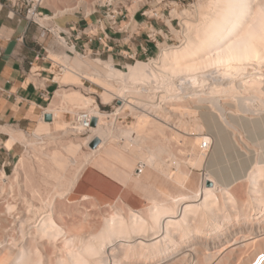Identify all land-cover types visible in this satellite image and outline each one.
I'll list each match as a JSON object with an SVG mask.
<instances>
[{"label":"bare ground","instance_id":"obj_1","mask_svg":"<svg viewBox=\"0 0 264 264\" xmlns=\"http://www.w3.org/2000/svg\"><path fill=\"white\" fill-rule=\"evenodd\" d=\"M113 1L45 0L44 6L54 18L79 10L92 16L96 6ZM262 6L264 0H195L191 11L171 13L181 25L178 46L158 43L156 58L137 60L126 65V71L96 59L107 75L73 68L69 60L75 51L59 40L65 51L51 54L59 65L53 82L60 88L92 82L103 90L102 104H119L108 114L93 97L60 89L43 114L51 116L50 122L41 117L28 134L0 128L9 135L7 150L16 143L26 150L11 174L0 168V264H264V49L259 44L264 21L258 17ZM135 12L136 8L131 22ZM250 42L256 50L251 61L245 52ZM75 111L70 123L60 119L63 112ZM81 113L96 120L81 142L88 150L83 163L65 177L80 147L70 142L64 153L48 154L54 168L39 185L32 184L26 167L31 149L56 135L81 134ZM127 116L133 123L119 127L118 121ZM51 125L57 129L54 134ZM95 138L100 143L90 149ZM117 142L142 165L160 170L181 186L205 151L206 160L215 149L220 151L228 168H204L195 191L143 211L119 206L100 214L95 209L97 217L96 212L92 216L83 209L59 208L69 202L91 159L108 143ZM176 145L190 153L188 162L179 159ZM239 151L246 169L240 166ZM230 152L236 155V170L229 168Z\"/></svg>","mask_w":264,"mask_h":264},{"label":"crops","instance_id":"obj_2","mask_svg":"<svg viewBox=\"0 0 264 264\" xmlns=\"http://www.w3.org/2000/svg\"><path fill=\"white\" fill-rule=\"evenodd\" d=\"M40 10H44L42 15L52 18L50 24L44 23V25L38 20L41 27H37L29 24L22 13H13L0 0V128L10 127L25 134L30 133L43 117L50 95H54L56 91L64 87L60 88L58 82H53L54 72L58 70L59 65L49 56L47 59L52 62L51 67L48 65V60L36 59L37 53H41L43 49L48 53V49L55 46L50 39L43 40L40 37V29L49 28L54 36H56L55 33L58 36L63 32L68 33L63 28L71 24L69 16H74L64 15L54 18L50 9ZM64 18L67 22L60 23V21L64 22ZM78 22L80 23V21H75V24L77 25ZM137 23L135 18L133 22L128 18L127 21L118 23L116 29H110V35L105 31V40L108 43L106 45L109 53H112L110 58L114 59L116 54L127 60L125 55L127 50L131 49L134 52L128 44L131 39L138 42L135 45V54L139 53L144 57L151 52L148 40H138L144 29H140L135 36L131 34L134 24ZM72 30L78 32L75 27H72ZM71 35L74 37L73 34ZM66 38L68 37L64 36L62 39L66 42ZM57 40H59L58 37ZM94 44L98 49L105 45ZM58 45L65 51L59 42ZM75 45L79 46L80 42H76ZM84 47L89 49L93 46L85 43ZM102 49L104 51L105 48ZM53 54L61 55L63 52H53ZM72 56L69 64L73 68L81 72L93 70L91 63L95 60L90 58L86 62L77 52H74ZM33 69L37 71L33 72ZM48 80L50 84H47ZM57 85H59L58 89L55 90ZM8 140L9 135L0 131V168H4L5 172L17 163L23 150L20 143H16L7 150L4 144ZM113 146H117L118 150ZM123 153L132 156L138 163L135 165L133 159L126 157ZM190 175L191 172L185 184L181 186L160 170L149 165H142L137 157L126 152L119 144L108 143L84 167L68 199L77 202L86 198L103 207L121 202L133 210H141L186 195L183 191L188 190L186 184ZM166 181L171 182L180 190V193L176 195L169 194L168 200H166ZM191 192L193 191H189Z\"/></svg>","mask_w":264,"mask_h":264},{"label":"rangeland","instance_id":"obj_3","mask_svg":"<svg viewBox=\"0 0 264 264\" xmlns=\"http://www.w3.org/2000/svg\"><path fill=\"white\" fill-rule=\"evenodd\" d=\"M2 2V1H1ZM195 3V0H114L113 3L110 6H105V7H99L96 6V10L97 12L92 15V16H84L83 11L79 10L76 14H74V16H69V21H70V25L68 26V28H72L75 27L76 30L80 33V32H85L86 34H94L96 35L95 40L93 42V44H89L93 47H90L89 49H85L84 45L85 43H87V38L85 35H82V38L80 40H78L77 42H80L79 46L75 45V41L73 37H69L66 38V43L68 47L74 48L75 52H77L79 55L86 57L88 54L89 56H87V61L88 62L90 60V58L92 60H102V61H111L113 62V64L117 67L120 68L122 71H126V65L128 64H134L135 61L139 60V61H144L147 62L148 60H152L153 58H156L158 53H159V48H158V43H164V45L166 46H178L179 44V40H180V31H181V25L179 23V20L176 17H172V12L176 11V12H183V11H191V9L193 8V5ZM61 6L62 8L65 6L64 3H62ZM136 8V12L134 14V18L135 20L138 22L137 24H134V27L132 29L131 34L132 35H136L140 29H144V31L141 33L140 38H138L139 41H144V40H148L147 39V34L153 36L151 37L152 40H154V42H148V44L150 45V49L151 52L147 55V56H141L139 53L135 54V45L138 43L137 40L135 39H131V41H128V44L131 46L132 49H134V52L131 51V49L127 50L126 55V59H123L120 55H116L114 56V59L110 58L111 56V52L109 53L108 49L105 48L104 51H102L103 47H100L99 49L96 48V46H94V43H99V41L97 40V38L101 37V34L103 33V30L100 29V26L96 23L97 21H102V25L104 27V31H106V33L108 35H110L109 33V28L107 27V23L109 20V16H116L117 19V24L122 22V21H127V19L129 18V20L131 21L132 19V14L131 11ZM51 10V9H50ZM40 13H43L44 10H39ZM52 13V10H51ZM150 14L154 15V16H150ZM158 18H156V17ZM68 18V16H66ZM50 19H48V21H43L42 18L39 19V22H43V23H48L50 24ZM75 21H80V25L81 27H79L78 23L77 25L75 24ZM67 19L64 18V22L60 23H66ZM88 25H90V27L88 28ZM62 28V27H61ZM41 34L40 37L43 40H48L50 39L51 41L54 42L55 46L52 49H48V54L47 57L49 56L50 59H52L51 54H53V52L55 53H62L63 49L58 45L59 40H61L62 34H60V36L58 37V35L54 36L50 31L49 28L46 29H40ZM67 31V30H66ZM76 31H72V34L74 35ZM162 33V34H160ZM57 37L59 38V40H57ZM163 37V38H162ZM60 43V42H59ZM157 43V44H156ZM108 44V43H107ZM85 50V51H84ZM99 50V54L96 53V51ZM106 50V51H105ZM50 51V53H49ZM41 53H43V50L41 51ZM72 56V55H71ZM74 57V56H72ZM49 67H51L52 62L51 61H47ZM91 66L93 68V70H97L99 72H101V74L103 75H107V70H105L103 68V66L96 64L95 62L91 63ZM123 67V68H122ZM93 70L89 69V71L93 72ZM48 74V73H47ZM50 79H52V75H50ZM85 83H83V87L82 86H76V85H70V86H64L63 88H61L62 90L65 91H78L82 94H85L88 97H93L94 100L96 101V103L99 106V109L102 112H106L108 114H112L115 109L116 106L119 104V102L117 100H113L111 101V103L109 102L108 104H102L101 99L99 97V94L103 92L102 89H100L98 86H96L95 84H93L92 82H88V81H84ZM48 83V82H47ZM58 86L55 88V90L58 89ZM60 90V89H59ZM58 90V91H59ZM89 92H88V91ZM54 95H50L48 101H47V108H49V105L51 104V102L53 101V97ZM46 108V109H47ZM78 111L75 112H63L60 116L61 120H64L67 123H70L73 120V114H76ZM128 114V112H126ZM133 123V118L131 116H127L125 119H120L117 123V125H119V127H128ZM247 123H245V125H247ZM56 128L54 125H51V133L54 134L56 133ZM69 134V135H68ZM61 135V136H60ZM58 137L53 136V139H47L44 142L37 144L34 149L30 151L29 153V157L32 155V158H27L26 160L29 161L27 162V170L29 171L30 175V180L33 179V181L31 182L32 184L35 183V185H39L41 182V178H43V176L46 174V172L48 173V171L51 168H54L49 160H48V154L52 153L53 151H59V152H63L64 153V147L65 145L71 143L74 144H79V150L78 152L75 154V156L72 158L73 162L68 164L67 167V171H65L64 175L65 177H68L69 175L74 174L75 170L79 167L80 164L83 163L84 161V156L87 154L88 150L86 147H84L81 142L82 139L85 137L81 134H77V135H73L70 133L67 134H60ZM52 137V136H51ZM55 137V138H54ZM117 144L122 146L121 142H117ZM176 147L181 148V150L179 148H177L178 153V157L179 159H181L183 162H188L190 160V153L186 150H183V147L176 145ZM114 149L118 150L117 146H113ZM175 148V146H174ZM185 149V148H184ZM183 150V151H182ZM26 150L23 148L21 155L25 152ZM173 151L176 153V148L173 149ZM33 152L35 155H33ZM240 152V151H239ZM126 157L133 159V161L135 162V165L138 163L136 159L132 158V156L130 157V155H127L125 153H123ZM177 154V153H176ZM207 157V152H203L202 155L199 157V160L197 161L196 165L194 168H192L191 171V175H190V179L186 184L187 187V191H183L184 193L188 194L189 191H195L200 183V178H201V173H203V169H209V168H228V163L225 161V155H223L220 151H218L217 149H215L213 151L212 154L209 155V158L206 160ZM71 159V160H72ZM228 159H229V168H232L233 170H236L238 167L237 163V158L236 155L234 153L228 154ZM206 160V162H205ZM208 161V162H207ZM239 161H240V166L244 169L248 168V164L246 163L245 160V156L242 152H240L239 154ZM205 163V164H204ZM209 165V166H208ZM14 166V165H13ZM13 166H11V168H9L8 170H6V174H11L12 170H13ZM137 168V166H134ZM50 168V169H49ZM39 169V170H38ZM47 170V171H46ZM32 171H34L32 173ZM45 172V173H44ZM34 177H32V174ZM35 173V174H34ZM225 173V172H224ZM43 174V175H42ZM28 177V178H29ZM69 178V177H68ZM180 193V190L174 186L171 182L166 181V200H168V196L170 195H176ZM67 203L66 205L64 204L63 207L58 206L59 208H70L69 210L73 211V210H78L80 212V210H87L88 213H91L90 215L92 216H96L98 217L100 214L103 213H107L109 212L111 209H115V208H119V206L125 207L126 206L121 203V202H115L113 204H110L108 206H99L97 204H95L92 200H80L77 202H73L71 199H69V202H62ZM60 205V203H59ZM93 205V206H91ZM67 206V207H64ZM70 206V207H69ZM91 206V208H90ZM97 206V208H96ZM115 207V208H114ZM75 208V209H74ZM87 208V209H85ZM94 208V209H93ZM100 210V214L99 211ZM120 209V208H119ZM122 209V208H121ZM145 210L147 208H144ZM144 209L138 210V211H143ZM91 210V211H90ZM111 210V211H112ZM123 210V209H122ZM107 211V212H106ZM110 211V212H111ZM126 211V210H124ZM83 211H81L82 213ZM96 214H93L95 213ZM109 212V213H110ZM91 216V217H92ZM96 217V218H97ZM94 218V217H92Z\"/></svg>","mask_w":264,"mask_h":264},{"label":"built area","instance_id":"obj_4","mask_svg":"<svg viewBox=\"0 0 264 264\" xmlns=\"http://www.w3.org/2000/svg\"><path fill=\"white\" fill-rule=\"evenodd\" d=\"M4 2V4L10 8V10L13 13H17V14H23L24 19L29 23V24H33L37 27H41L38 23L39 18L42 17H46L47 15H42L39 10L46 8L47 7L44 6L45 4V0H1ZM49 10V9H48ZM117 17H110L107 23V27L109 29H116L117 28V21H116ZM96 23L102 25V21H97ZM69 26V25H68ZM63 28L65 30L68 31V33L63 32L62 36L64 37H72V28ZM90 27V25H88V28ZM50 32V31H49ZM74 41L77 42L78 40H80L82 38V35H85L87 38V44H91L94 42L96 35L93 34H86L85 32H74ZM153 36L147 34V39L150 42H154V40H152ZM154 38V37H153ZM106 36H105V31H103V33L101 34L100 38H97V40L99 41V44L103 45V48H107V43H106ZM67 44V43H66ZM103 51V49H102ZM146 51V50H144ZM97 54H99V50L96 51ZM47 51L45 49H43V53H37L36 55V59H41V60H48L47 58ZM91 116H89L87 113H81L80 117L78 119L79 123L81 124V135L86 136L87 134H89L90 129H91Z\"/></svg>","mask_w":264,"mask_h":264},{"label":"snow or ice","instance_id":"obj_5","mask_svg":"<svg viewBox=\"0 0 264 264\" xmlns=\"http://www.w3.org/2000/svg\"><path fill=\"white\" fill-rule=\"evenodd\" d=\"M258 17L261 19V21H264V6H262L260 11L258 12ZM247 35L251 36V32H249ZM259 44H260V47L264 49V35L260 37ZM245 52L250 61L256 58L255 45L252 44L251 42L248 44L247 48L245 49Z\"/></svg>","mask_w":264,"mask_h":264},{"label":"water","instance_id":"obj_6","mask_svg":"<svg viewBox=\"0 0 264 264\" xmlns=\"http://www.w3.org/2000/svg\"><path fill=\"white\" fill-rule=\"evenodd\" d=\"M43 120L46 122H50L51 121V116L49 114H46L43 116ZM96 123V120L93 119L91 122V125L94 126ZM100 143V140L98 138L93 139L90 143H89V148L90 149H95ZM208 185H210V183L208 182Z\"/></svg>","mask_w":264,"mask_h":264}]
</instances>
